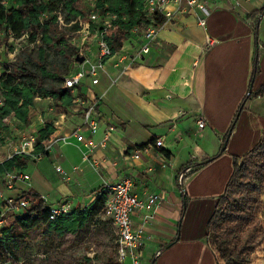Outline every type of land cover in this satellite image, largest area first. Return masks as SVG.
Wrapping results in <instances>:
<instances>
[{"label":"crops","instance_id":"crops-1","mask_svg":"<svg viewBox=\"0 0 264 264\" xmlns=\"http://www.w3.org/2000/svg\"><path fill=\"white\" fill-rule=\"evenodd\" d=\"M199 1L209 11L205 28L198 25L201 13L196 9L185 4L175 11L171 5L172 18L157 28L151 51L128 77L112 84L118 71L111 58L96 85L85 77L89 84H83V79L76 88L84 89L92 102L102 96L92 141L98 143L110 125L114 128L111 143L91 153L101 172L96 174V188L102 177L113 181L131 175L137 196L165 193V202L147 227L150 238L141 250L139 264H219L208 242V222L217 199L224 194L234 157H244L264 134V14L257 12L264 0ZM131 34L129 41L137 51L140 36ZM207 37L213 41L209 47L205 46ZM254 57L259 72L252 79ZM101 78L105 88L95 96L90 91L101 84ZM83 109L69 121L68 130L57 133L66 136L69 144L55 146L47 158L34 163L52 161L54 172L60 166L67 178L41 172L37 176L42 182L40 192L22 185L23 190L43 195L51 204L67 200L75 210H83L97 198L91 194L94 185L86 186L84 181L86 168L96 173L82 162L85 149L78 156L61 158L64 149L78 146L73 133L82 128ZM199 117L207 123L201 131L196 125ZM35 120V125H44L40 115L32 123ZM55 127L56 132L62 129ZM83 134L90 137L84 130ZM156 140L162 147H154L151 141ZM143 145L141 157L135 159L134 149ZM161 150L170 156L165 157ZM61 162L71 166L67 173ZM188 165L193 172L179 182V174ZM74 167L81 170L73 173ZM68 176L83 191L75 195L76 187L68 189ZM125 262L133 264L130 258L120 264Z\"/></svg>","mask_w":264,"mask_h":264},{"label":"rangeland","instance_id":"rangeland-1","mask_svg":"<svg viewBox=\"0 0 264 264\" xmlns=\"http://www.w3.org/2000/svg\"><path fill=\"white\" fill-rule=\"evenodd\" d=\"M184 5L185 3H183ZM81 7L86 14V19H90L93 0H82ZM60 22L63 26V29H61L62 34L65 35L70 46L43 47L44 56L41 64L46 67L48 72L54 73L57 70L60 76L64 77L77 69L73 62L79 47H82L83 51L86 49L93 51L96 40L93 38L94 32H90L91 36L84 38L82 26H80L79 32H72L67 28L69 25L63 23L62 17ZM145 28L146 26H142L140 33L137 35H140ZM132 46L133 44L129 39L123 40L119 47L116 44L113 45L115 49L113 57L114 68L118 71L113 78L115 82L123 77H128L129 72L138 64L133 60L137 48L134 49ZM39 47V41L29 43L26 36L16 40L10 38L7 48H0V73L4 70L5 64L16 60L28 61L31 69L38 73L37 63L39 62L37 55ZM59 84L55 80H44L46 87ZM83 84L88 85L89 80L84 79ZM104 88V78H101V84L93 87L90 92L95 94V96L96 94L100 95ZM69 92L73 102L65 110L52 99L35 98L29 112V124H33L32 120L40 115L44 125H53L55 129V126L62 128L56 133H63L64 130H68L69 121L74 116L79 117L81 110L93 101L85 94L84 89L79 88ZM35 123H38V121L35 120ZM137 127L142 133L144 132L143 128ZM21 132L22 129L12 119L7 127H1L0 136L6 138V143L4 144L0 138V162L13 155L14 148H17L20 144L21 136H19V133ZM137 149L139 148L134 149V151ZM81 151V145L69 146L64 149V154L61 158L68 155L78 156ZM250 156L248 155V157ZM36 162L32 161L30 157L26 161L25 171L31 174L32 177L29 185L22 184L23 187L31 186L40 192L39 186L42 185V182L38 181L37 176L41 172L48 176H56L58 179L62 178V175L59 176L54 172L52 161L43 160L41 163L34 164ZM61 164L66 173L71 169V166L67 163L61 162ZM112 165L114 167L117 166L116 162L112 163ZM193 170L190 169L187 175L191 174ZM97 171L98 173H95L86 168L87 174L84 181L86 186L94 185L93 190L99 186H97L99 182V176L97 175L101 174V172L98 167ZM68 177L70 179L65 182L68 185V189L74 191L76 187L75 195L83 191L82 185L78 184V182H73L72 177ZM251 185L242 198L237 199L235 202H230V205L239 214L241 224L237 223L235 230L230 234L224 232V226L221 225L219 231L210 233L208 242L212 250H214L219 264H264V184L260 186L259 178L255 177ZM10 225L7 239L9 238L12 251L22 264H119L115 245L116 232L111 221L104 217L99 204H94L91 207L90 215L85 224L75 234L67 233L60 236L47 224L38 225L27 232L20 229L12 220ZM124 264H128V262Z\"/></svg>","mask_w":264,"mask_h":264},{"label":"trees","instance_id":"trees-1","mask_svg":"<svg viewBox=\"0 0 264 264\" xmlns=\"http://www.w3.org/2000/svg\"><path fill=\"white\" fill-rule=\"evenodd\" d=\"M81 1L0 0V48H7L10 38L16 40L24 36L28 38L29 43L39 41L40 44L37 55L38 73L31 69L26 60H16L5 64V72L0 76V95L4 99L3 105L0 106V124H2V119L7 116H12L24 125L29 124V112L35 98L52 99L64 110L72 105L73 98L69 92L72 89H63L64 78L71 73L64 77H61L57 70L50 73L41 62L44 56L43 47L70 46L61 31L63 29L60 22L61 17L63 23L69 25L67 28L72 32H78L80 29L79 20L81 22L89 21V19H86V14L81 7ZM145 1L93 0V12L100 16L109 15L114 17L110 28L106 31V39L112 48V52H115L114 44L119 47L123 40L134 36L131 34L134 28L152 25L157 29L166 21L165 17L159 13L152 16L143 13ZM257 12L264 14V7ZM257 12L252 13L249 18L255 16ZM258 72L257 58L254 57L252 79L257 76ZM45 79L55 80L60 84L46 87L44 85ZM247 98H249V95ZM241 108H243V104ZM57 135L53 125H44L38 132L33 154H43L47 158L49 153L43 152V145L50 142ZM151 142L154 143V141ZM145 147L146 145H143L138 148L143 149ZM161 152L165 157L170 156L168 151L161 150ZM248 155L251 156L248 157ZM27 160H29V156L22 154L21 156L14 155L0 162V174L16 169L25 171ZM189 166L191 165L185 166L183 170ZM255 177L259 178L260 186L264 184V134L244 157H234L232 174L224 194L217 199L215 210L208 222L207 234L209 237L212 231H219L220 225L224 226V232L230 234L235 230L237 223L241 224L239 214L233 209L230 202L242 198L252 186ZM100 188L92 191L91 194H97L98 196L87 208L74 210L71 216L57 219L54 222L47 221V209L41 196L32 191H27L22 194V197L29 199L31 205L22 214L21 218L15 220V223L24 232L30 231L38 225L47 224L60 236L67 233L75 234L85 224L94 204L101 205L102 209L105 196ZM8 232L9 230L4 231L6 238ZM5 245L12 250L9 238Z\"/></svg>","mask_w":264,"mask_h":264},{"label":"built area","instance_id":"built-area-1","mask_svg":"<svg viewBox=\"0 0 264 264\" xmlns=\"http://www.w3.org/2000/svg\"><path fill=\"white\" fill-rule=\"evenodd\" d=\"M183 3L201 13L200 16H197V22L201 28H205L206 17L209 15V11L204 3L199 0H146L143 13L147 16L159 13L165 17V20H169L174 13L169 7L173 5L175 11H179ZM112 19H114L113 16H100L92 11L89 21H78L79 26L83 28L84 38H87L90 32H94L93 38L96 40L95 49L93 51L90 49L83 51V48L79 47L73 62L75 66H77V69L64 78L63 89H76L80 86L81 81L85 77L91 79L92 85L98 83V78L104 71L106 62L113 58L115 53L112 52V48L106 39V31L110 28ZM132 32L137 35L140 33V28H134ZM139 36L141 44L133 58L137 63L142 62L144 56L151 51L152 45L157 40V29L149 25ZM212 42L213 41H209L207 37L205 46H211L213 44ZM76 57H82L83 62L78 63ZM4 72L5 69L0 73V76ZM114 82L113 80L112 84H114ZM101 99L102 96L94 102L89 103V105L83 109L82 128L73 133V137L78 145H81L85 149L82 151V162L89 165L97 173L98 163L91 158V153L97 149L104 150L108 144L111 143V134L114 131L113 126L110 125L98 143L92 141L91 137L95 135L98 130L99 113L97 104ZM3 102L4 99L0 95V106L3 105ZM11 119L22 129V132L19 133V136H21L20 144L17 148H14L12 156H21L25 154L34 161H40L46 158L43 154H33L38 132L44 125H35L34 123L24 125L12 116H7L2 119L0 129L1 127H7ZM196 125L197 130L201 131L206 127L207 123L203 117H199L196 121ZM83 130L88 132L90 135L89 138H84ZM0 138L5 144L6 138L2 136H0ZM67 139L68 138L63 135L55 136L50 142L43 145V152L50 153L55 146L69 144ZM154 147L160 148L162 147V143L156 140L154 142ZM141 152L142 149L135 150L133 157L139 159L141 157ZM80 170L79 167H74L73 173ZM55 171L62 175L63 178H67L60 166H56ZM189 171V168L184 169V171L179 174L178 181L182 182ZM30 179V175L27 172L17 169L0 174V264H22L13 251L9 249L8 246L6 247L5 242H7V238L4 231L9 230L11 227V220L15 223V220L21 218L22 214L30 207L31 202L29 199L22 197V194L28 191L22 189V184L29 185ZM100 187L101 192L105 196L102 213L104 217L111 221L116 232L115 245L118 262L121 263L124 259L130 258L133 264H139L141 250L150 238L147 235V227L155 219L158 209L165 202V193L152 192L143 197L137 196L134 192V182L131 175H124L113 181L103 179L102 177V184ZM40 196L47 209L48 222H54L57 219L69 217L75 210L72 204L67 200H60L51 204L45 196Z\"/></svg>","mask_w":264,"mask_h":264},{"label":"water","instance_id":"water-1","mask_svg":"<svg viewBox=\"0 0 264 264\" xmlns=\"http://www.w3.org/2000/svg\"><path fill=\"white\" fill-rule=\"evenodd\" d=\"M76 61H77L78 63H82V62H83V58H82V57H76Z\"/></svg>","mask_w":264,"mask_h":264}]
</instances>
